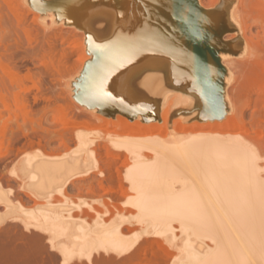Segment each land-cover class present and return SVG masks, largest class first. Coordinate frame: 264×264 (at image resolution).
<instances>
[{
	"label": "rangeland",
	"instance_id": "1",
	"mask_svg": "<svg viewBox=\"0 0 264 264\" xmlns=\"http://www.w3.org/2000/svg\"><path fill=\"white\" fill-rule=\"evenodd\" d=\"M178 1L196 23L216 0ZM228 1L241 42L237 53H217L225 72L222 96L216 87L222 117L213 122L197 106L172 108L165 125L161 105L149 116L86 103L77 78L91 53L81 26L31 0H0V191L12 201L0 204V211L12 209L0 224V264H191L209 249L211 236L193 224L142 217L127 203L136 193L130 168L154 154L115 141L181 132L226 138L255 155L264 180V0ZM41 157H84L89 166L40 195Z\"/></svg>",
	"mask_w": 264,
	"mask_h": 264
},
{
	"label": "bare ground",
	"instance_id": "2",
	"mask_svg": "<svg viewBox=\"0 0 264 264\" xmlns=\"http://www.w3.org/2000/svg\"><path fill=\"white\" fill-rule=\"evenodd\" d=\"M31 1L78 24L90 38L96 55H88L77 78L87 103L107 112H132L144 105L149 116L160 104L165 125L170 109L197 106L200 112L204 98L219 109L215 58L218 52L237 53L241 42L228 0L200 7L196 23L190 22L186 4L178 0ZM194 65L206 76L203 82L202 76H195ZM177 86L185 93H170ZM115 142L131 152L154 154L130 168L136 193L130 194L128 204L142 217L162 223L186 221L198 233L211 236L209 249L191 264H264V180L251 151L226 138L184 132ZM88 166L84 157H41L35 165L37 193L64 187L84 175ZM177 183L184 184L183 190L170 192ZM3 203L12 201L0 191ZM11 211H0V224Z\"/></svg>",
	"mask_w": 264,
	"mask_h": 264
},
{
	"label": "water",
	"instance_id": "3",
	"mask_svg": "<svg viewBox=\"0 0 264 264\" xmlns=\"http://www.w3.org/2000/svg\"><path fill=\"white\" fill-rule=\"evenodd\" d=\"M45 1H47V0H45ZM42 6V5H41ZM43 7H45L44 5H43ZM47 8V7H46ZM52 10H54V9H52ZM55 11V10H54ZM56 13H57V11H56ZM58 16H59V13L57 14ZM60 17V16H59ZM87 34V33H86ZM87 38H88V42H89V48H90V53H91V56L92 55H96L95 53L93 54V50H92V46H91V40H90V38L88 37V35H87ZM199 52H201L202 54H203V52L201 51V50H198V52L197 53H199ZM93 60V59H92ZM95 60V59H94ZM215 60H216V63H217V66H218V69H219V74H218V85H219V90H220V94H221V96L224 94H222V92H223V84H224V75H225V72H224V70H223V68H222V66H221V63L217 60V58H215ZM197 68H198V66L197 65H194V74H195V76H197V77H199V75L200 76H202V71H201V69H198L197 70ZM200 78V77H199ZM199 80V79H198ZM202 82L204 81V80H206V76H202V79H200ZM176 88H180V86H177ZM185 91H186V89H185ZM83 97V95H82V91H81V98ZM83 99V98H82ZM205 100V103L206 104H204V107H202V108H200V115H201V117L202 116H204V115H206V116H208V117H210V118H221L222 117V115H223V112H224V109H225V105H222L221 107H219V109H218V107H214L215 105H212V104H210L211 102H209V100L207 99V98H204ZM222 101L224 102V98L222 97ZM84 100V99H83ZM85 101V100H84ZM86 102V101H85ZM208 102H209V104H208ZM87 103V102H86ZM89 104V103H88ZM145 104H147V103H145ZM89 105H92V104H89ZM136 106V102L135 101H132V106ZM93 106H96V105H93ZM144 105H142V106H140V107H138V110H133L132 112H130L131 111V109H129L128 110V112H130V113H135V112H138V111H140V112H144V113H146V114H148L149 115V112L147 111V108H146V106H144ZM160 106V104L156 107V110H154L153 112V115L156 113V111H157V109H158V107ZM96 107H98V108H101V109H104V108H102V107H99V106H96ZM143 109V110H142ZM105 110V109H104ZM151 114V113H150Z\"/></svg>",
	"mask_w": 264,
	"mask_h": 264
}]
</instances>
